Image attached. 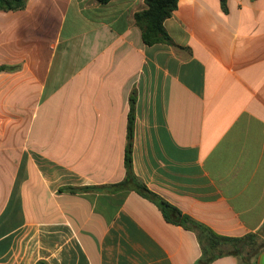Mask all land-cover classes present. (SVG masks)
<instances>
[{
	"label": "crops",
	"instance_id": "0c3cea01",
	"mask_svg": "<svg viewBox=\"0 0 264 264\" xmlns=\"http://www.w3.org/2000/svg\"><path fill=\"white\" fill-rule=\"evenodd\" d=\"M179 0L147 46L146 0H29L0 12V264H200L196 233L135 175L221 236L264 245V0ZM210 264H244L228 255ZM248 264H264V247Z\"/></svg>",
	"mask_w": 264,
	"mask_h": 264
},
{
	"label": "trees",
	"instance_id": "16d2710c",
	"mask_svg": "<svg viewBox=\"0 0 264 264\" xmlns=\"http://www.w3.org/2000/svg\"><path fill=\"white\" fill-rule=\"evenodd\" d=\"M101 5H106L112 0H97ZM179 0H146V9L134 15L136 26L142 33L145 45L167 44L174 46L170 35L164 27L166 20L171 18L178 8ZM29 0H0V12L24 11ZM222 8L227 10V0H221ZM15 67L1 66L2 71H13ZM136 98L133 92L130 97V110L128 117L127 144L124 157L126 175L123 181L103 187H84L81 189L69 188L74 192H106L118 193L122 191H134L150 200L159 207L165 219L175 225L196 233L202 248L200 264H210L223 256L233 255L242 259L244 264L250 263L257 256L264 245L259 244L258 236L246 235L241 238L221 236L205 225L193 220L179 209L168 203L162 197L152 192L134 173L133 169V139L135 128ZM37 264H47L40 261Z\"/></svg>",
	"mask_w": 264,
	"mask_h": 264
}]
</instances>
